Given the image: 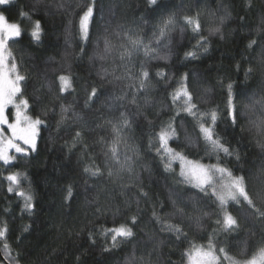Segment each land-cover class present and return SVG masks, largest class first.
<instances>
[{
    "label": "trees",
    "instance_id": "1",
    "mask_svg": "<svg viewBox=\"0 0 264 264\" xmlns=\"http://www.w3.org/2000/svg\"><path fill=\"white\" fill-rule=\"evenodd\" d=\"M45 2L50 5L53 0ZM68 2L75 8V4L82 3V0ZM32 3L33 0H12L7 6L1 7L0 11L10 21H19V10L27 11ZM102 4L105 17L111 20L113 28L120 24L126 29L139 31L146 42L152 38L162 16L172 11L181 17L198 12L201 32L197 35L191 27L180 21L159 49L160 55H167L168 58L147 62L151 86L139 96V113L136 114L135 107L127 106L129 113L135 114L127 135L129 143L140 150L141 159L136 168L140 183L122 194L119 184L90 179L83 172L90 158H95L96 163L103 160L98 141L101 137L109 139L111 129L107 126L97 127V124L104 122L101 117L113 119L119 116L120 111L125 110L120 103L113 104L109 100V97L120 94L121 85L110 83L111 77L101 81L98 72L102 62L90 60L95 52L97 33H93L91 43L85 46V54H81V41L75 29L69 25L72 17L60 14L45 16L46 32L43 43L39 45L31 42L28 35L30 25L23 22L25 34L12 42L10 50L20 65L21 73L28 77L25 95L32 104L30 114L40 116L46 123L41 126L35 153L27 158L17 155L14 166L0 164V225L7 224V240L13 253H19L20 264H126L134 249L137 259L152 252L150 258L153 264H184L182 253L188 247V241L183 238L178 241L174 235L159 231V226L151 218L153 205H156L157 213L165 217L174 212L168 201L169 191L184 192L179 207L184 209L185 216H177L176 222H182L189 240L206 244L207 237L217 227L214 223L216 217L204 216L199 229L195 220L204 212L214 213L215 204L212 200L197 195L194 189L187 190L184 186H177L175 174L179 173V163L173 165L175 174L165 172L154 149H149L153 129L158 130L160 123L167 122L173 115L174 109L171 108L168 93L177 87L181 76L188 73L190 89L201 109L219 105L223 110L226 85L229 82L233 83L235 92L246 90L247 97L254 96L258 99L264 95V72L260 67L264 31L257 32L264 19V0H251V8L247 6L248 0H164L167 7L155 11L149 8L147 0H102ZM224 8L231 12V18L221 26L224 38L221 39L219 34L210 36L209 29L220 26L218 18L223 15ZM46 10L55 13L54 8L46 9L42 5L40 15ZM241 17L244 19L241 20ZM66 29L72 32L68 40ZM200 35L207 37L208 51L201 49L195 60L185 59V52L193 50ZM251 39H256L258 45L248 49ZM138 59H144L142 54ZM105 66L111 69V62H106ZM249 66L254 71L245 79L244 73ZM60 71L71 72L75 92L59 96L55 88L48 91L47 82L54 81ZM157 71L166 73L167 80L157 77ZM93 83L102 85L101 93L90 107L85 108V87ZM205 89L208 91L205 92ZM145 96L151 101L148 105H144ZM247 97H240L242 104L248 103ZM202 100L206 103H202ZM61 104L72 105L87 126L79 121H70L58 128ZM259 118L260 110L257 109L242 116L235 129L222 119L218 121L217 127V133L223 141L231 150L239 152L241 157L237 162L234 156L220 153L221 166L227 167L235 175H245L249 191L253 194L264 191V174L259 173L264 165V153L256 143L257 139L264 137H258L251 124L252 120ZM176 125L180 131V139L170 141L172 147L184 152L191 160L204 164L217 163L216 155L206 152L203 141H198L192 117L181 112L176 117ZM77 130L82 131L83 138L81 143L72 147L71 142ZM184 130L191 143L185 139ZM16 171L27 173L28 180L22 181L21 187L29 190L30 182L35 204L31 214L22 212V200L7 191L8 182L3 177ZM68 185H72L74 197L70 202H65V189ZM140 186L148 193L147 198L139 195ZM97 192H102L100 206L109 208L104 216L96 213L97 204L90 203ZM190 196L195 197V207L193 201L188 199ZM137 199L140 201L139 211ZM125 200L130 201V204L126 205ZM158 202L163 203V208ZM117 208L120 211L115 224L132 215L138 216L133 229L135 236L130 242H122L111 251H105V247L110 246V241L106 242L96 234L93 243L89 239V231L101 223L108 227L114 226L113 213ZM231 210L238 216L241 229L239 233L227 235L219 232L215 237L216 246L224 247L235 259L249 258L255 243L261 239L260 231L264 229V225L251 219L245 220L234 208ZM189 217L192 218L191 221ZM25 227L27 231H24ZM250 232L255 235L250 236ZM6 261L10 264V261ZM222 264L228 262L222 260Z\"/></svg>",
    "mask_w": 264,
    "mask_h": 264
},
{
    "label": "snow or ice",
    "instance_id": "2",
    "mask_svg": "<svg viewBox=\"0 0 264 264\" xmlns=\"http://www.w3.org/2000/svg\"><path fill=\"white\" fill-rule=\"evenodd\" d=\"M10 2L11 0H0V5H7ZM147 4L153 11L167 7L164 0H147ZM42 5L46 9L54 8L55 13L46 10L43 15H40ZM247 6L251 8V0H248ZM54 14L72 17L69 20V25L75 29V33L81 41L79 45L81 54H85V46L91 43L93 33H97L95 52L90 60L102 62L100 72H98L101 81L111 77L110 83L121 85L120 94L109 97V100L113 104L120 103V106L124 107L125 110L120 111L119 116L113 119L101 117L104 122L97 124V127L107 126L111 129L109 139L101 137L98 141L103 160L101 163H96L95 158H90V162L85 165L83 172L90 179L104 180L106 183L110 182L114 185L119 184L121 192L124 194L131 187L140 183L136 168L141 159L139 148L129 143L130 138L127 132L132 128L135 114H130L127 106L135 107L137 109L136 114L139 113L141 107L138 102L139 96L141 93H146L151 86L147 62L153 59L166 60L168 58L167 55L161 56L159 49L162 42L169 39L170 33L176 29L180 21L183 22V25L191 27V30L199 35L201 32L199 13L181 17L175 11L169 12L166 16H162L152 38L146 42L139 31L126 29L120 24L113 28L111 20L105 17L102 0H82V3L75 4V8L68 0H53L50 5L46 4L45 0H33L27 11L19 10V21H10L4 12L0 11V164L4 166H14V162L17 160L16 154L27 158L31 153L37 151L40 129L46 123L40 116L30 114L32 104L25 95L28 77L21 73L20 65L9 48V42L21 38L25 34L22 25L26 21L30 25L28 35L31 42L37 45L43 43L47 23L45 16ZM230 18L231 12L224 8L223 15L218 18L220 26L210 28L209 35L219 34L223 39L221 26ZM243 19L244 17H241V20ZM260 31H264V19L261 20V28L257 29V32ZM71 36L72 32L66 29V40L70 39ZM114 40L116 43H113ZM101 43L103 47H101ZM207 45V37L200 35L197 44L193 46V50L185 52V59H197L201 49L204 52L208 51ZM255 45H258V41L251 39L247 48L252 49ZM141 54L144 57L143 60L138 59ZM261 57L260 67L261 71L264 72V50H262ZM109 61L111 62V69L105 66V63ZM237 69H239V65H237ZM253 71V67L249 66L244 73L245 79ZM156 76L164 80L168 78L163 71H157ZM101 86L93 83L85 87V108L90 107L99 98ZM47 87L49 92L55 88L59 96L71 94L76 90L74 77L70 71L67 73L58 72L54 81L47 82ZM207 91L205 89V92ZM168 96L170 97L171 108L174 109L173 115L167 122H161L158 130L153 129L149 139V149H154L155 156L159 158L165 172L175 174L173 165L179 163V173L175 174L177 186H184L187 190L194 189L197 195L208 198L215 204L214 213L204 212L201 217L196 218V227L201 228V219L210 215L216 217L214 223L217 227L207 237L206 244H197L189 240L182 222H176L177 216L181 218L185 216L184 209L179 207L184 192L175 190L168 193V201L174 212L161 217L156 211V205H153L152 220L159 226L160 232L170 233L178 241L181 238L188 241V247L182 253L184 264H222V260L227 261L228 264H264V229L260 231L261 239L255 243L249 258L235 259L228 254L224 247L217 248L215 243V237L219 232L226 235L239 233L241 229L240 220L237 215L233 214L231 210L233 208L245 220L251 219L264 225V191L253 194L249 191L245 175H235L227 167L221 166L220 153L225 156H234L237 162L240 161L241 157L239 152L231 150L220 134L217 133L219 120L222 119L224 123L235 129L242 116H247L248 113L259 109L261 118L252 120L251 124L256 130L257 136L264 137V95L258 99L254 96L247 97L246 90L235 92L233 83L229 82L226 85L223 110L220 109L219 105L201 109L190 89L189 74L184 73L177 82V87L169 92ZM240 97H247L248 103L242 104ZM201 102L206 103L203 100ZM150 103L149 98L145 96L144 105ZM13 109L14 111H12ZM69 112L72 113L74 121H79L85 127L87 126L86 122H83L82 118L74 111L72 105L61 104L60 120L57 122L58 128L67 121ZM181 112L192 117L195 121L194 127L197 131L198 141H203L206 152L216 155V164H204L197 160H191L184 152L170 145V141L180 139L176 117ZM149 123L152 122L149 121ZM184 133L185 139L191 143L186 130ZM82 138V131H75L71 142L72 147L81 143ZM256 143L261 152L264 153V139H257ZM259 173L264 174V165L261 166ZM3 178L8 182L7 191L14 193L22 200L21 211L31 214L35 204L34 195L30 190V182L29 190L21 187L22 181L28 180L27 173L9 172ZM65 193V202H70L74 197L72 185L66 187ZM101 194L102 192H97L90 203L97 204L96 213L104 216L109 208L100 206ZM139 195L144 198L148 197V193L143 190L142 186L139 188ZM188 199L193 201V207H195V197L190 196ZM139 203L140 201L137 199V211H139ZM158 203L163 208V203ZM125 204H130V201L125 200ZM119 211L117 208L113 213L114 226L108 227L101 223L89 231V239L93 243H95L96 234L106 242L110 241V246H106L105 251H111L122 242H130L135 236L133 229L138 222V216L132 215L127 220L115 224ZM191 219L189 217L190 221ZM27 230L25 227L24 231ZM7 234V224L4 223L0 225V252L3 253V257L0 259L8 260L10 264H20V255L18 252L13 253L7 240ZM249 235L252 236L255 233L250 232ZM156 247L158 248L159 244ZM152 254L149 252L147 256L142 255L137 259L134 249L126 264H153L150 258Z\"/></svg>",
    "mask_w": 264,
    "mask_h": 264
},
{
    "label": "rangeland",
    "instance_id": "3",
    "mask_svg": "<svg viewBox=\"0 0 264 264\" xmlns=\"http://www.w3.org/2000/svg\"><path fill=\"white\" fill-rule=\"evenodd\" d=\"M11 1H12V0H11ZM7 5H8V4H7ZM7 5H0V8H1V7H4V6H7ZM14 40H15V39H14ZM14 40H12V41L9 42V48L11 47V44H12V42H13ZM12 111H14V109H13ZM70 121H74L71 112L68 113V119H67L66 122H70ZM37 142H38V141H37ZM16 155H19V154H16ZM177 163H178V162H177Z\"/></svg>",
    "mask_w": 264,
    "mask_h": 264
},
{
    "label": "water",
    "instance_id": "4",
    "mask_svg": "<svg viewBox=\"0 0 264 264\" xmlns=\"http://www.w3.org/2000/svg\"><path fill=\"white\" fill-rule=\"evenodd\" d=\"M3 257V255H2V252H0V258H2ZM0 261H1V263L2 264H9L6 260H4V259H0Z\"/></svg>",
    "mask_w": 264,
    "mask_h": 264
}]
</instances>
